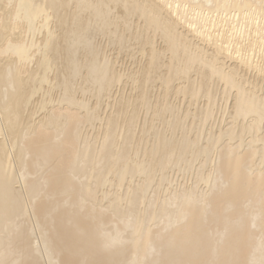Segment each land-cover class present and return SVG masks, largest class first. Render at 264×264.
I'll use <instances>...</instances> for the list:
<instances>
[{
	"label": "bare ground",
	"instance_id": "6f19581e",
	"mask_svg": "<svg viewBox=\"0 0 264 264\" xmlns=\"http://www.w3.org/2000/svg\"><path fill=\"white\" fill-rule=\"evenodd\" d=\"M0 264H264V0H0Z\"/></svg>",
	"mask_w": 264,
	"mask_h": 264
},
{
	"label": "rangeland",
	"instance_id": "374dc122",
	"mask_svg": "<svg viewBox=\"0 0 264 264\" xmlns=\"http://www.w3.org/2000/svg\"><path fill=\"white\" fill-rule=\"evenodd\" d=\"M127 31V30H126ZM129 38V36L127 37ZM127 52L123 53V59H125L126 63L124 65H127V68H132V59H130L129 57H131L130 55H126ZM129 56V57H128ZM125 57V58H124ZM129 60H132V61H129ZM124 61V60H123ZM129 65V66H128ZM97 125V124H96ZM92 127V126H91ZM91 127H88V128H91ZM96 131H98V129H91L89 130V134H90V137L92 138V141L95 140L96 136H97V133Z\"/></svg>",
	"mask_w": 264,
	"mask_h": 264
}]
</instances>
